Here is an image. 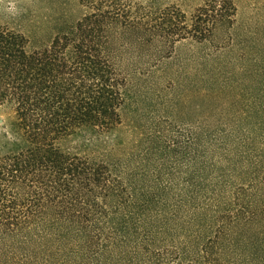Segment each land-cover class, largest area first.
<instances>
[{
  "label": "trees",
  "instance_id": "obj_1",
  "mask_svg": "<svg viewBox=\"0 0 264 264\" xmlns=\"http://www.w3.org/2000/svg\"><path fill=\"white\" fill-rule=\"evenodd\" d=\"M77 4L42 46L0 21V264H264V110L235 69L245 56L262 71L263 39L234 0ZM184 41L201 61L200 123L159 116L136 149L132 78L169 76Z\"/></svg>",
  "mask_w": 264,
  "mask_h": 264
},
{
  "label": "rangeland",
  "instance_id": "obj_2",
  "mask_svg": "<svg viewBox=\"0 0 264 264\" xmlns=\"http://www.w3.org/2000/svg\"><path fill=\"white\" fill-rule=\"evenodd\" d=\"M78 0H0V21L8 24L10 27L19 30L25 34L33 46H42L47 44L51 36L54 35L58 28L67 19V23L74 21L80 15ZM144 1V0H140ZM166 3L177 5L184 12L189 13L201 0H161ZM237 6V18L240 22L250 23L252 29V40L262 38L264 41V16L262 0H234ZM69 21V22H68ZM239 46H243L239 44ZM237 46L236 54L240 53ZM253 45L243 46L244 51L255 54L257 50ZM198 49L194 43L187 41L179 42L175 45L172 57L164 61L167 65L168 75L162 77L163 72L158 70L152 77L144 79L143 76H134L131 83L132 96L128 100V106L124 109L123 119V137L138 149L136 142L142 137L140 133L150 131L159 116L166 117L175 126H187L197 120L200 123V115L203 113L205 106L203 98L198 94L200 90V75L202 73L201 61L197 58L192 60L190 56L193 50ZM253 50V52H252ZM245 57V56H244ZM241 57V58H244ZM264 69V51L262 52ZM194 58V57H193ZM236 59L235 69L238 72L237 90L254 88L249 96L257 99L263 106L264 110V71L255 73L254 68H258L260 61L257 60L252 65L250 60ZM250 65V67H249ZM162 67V69L164 68ZM249 67V73L242 75L240 67ZM178 69V79L180 84L171 88L168 83V77L172 71ZM259 81V82H258ZM199 88V89H198ZM259 88L261 90L259 91ZM183 90L197 89V93L184 95ZM179 94H181L179 96ZM258 106V105H257ZM240 109V107L238 108ZM264 112V111H263ZM10 110L5 105L0 106V128L7 123ZM165 118V119H166ZM166 121V122H167ZM167 125V124H166ZM176 128V127H174ZM75 145V142H73ZM85 152L89 151L84 149ZM96 154V153H95Z\"/></svg>",
  "mask_w": 264,
  "mask_h": 264
}]
</instances>
